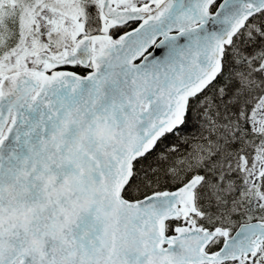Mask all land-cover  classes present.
Returning a JSON list of instances; mask_svg holds the SVG:
<instances>
[{
  "label": "snow or ice",
  "instance_id": "obj_1",
  "mask_svg": "<svg viewBox=\"0 0 264 264\" xmlns=\"http://www.w3.org/2000/svg\"><path fill=\"white\" fill-rule=\"evenodd\" d=\"M0 264H264V0H0Z\"/></svg>",
  "mask_w": 264,
  "mask_h": 264
}]
</instances>
